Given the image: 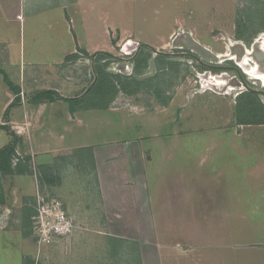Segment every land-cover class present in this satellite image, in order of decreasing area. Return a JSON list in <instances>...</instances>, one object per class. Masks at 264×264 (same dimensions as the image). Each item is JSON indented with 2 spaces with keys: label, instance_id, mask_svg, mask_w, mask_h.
<instances>
[{
  "label": "rangeland",
  "instance_id": "rangeland-1",
  "mask_svg": "<svg viewBox=\"0 0 264 264\" xmlns=\"http://www.w3.org/2000/svg\"><path fill=\"white\" fill-rule=\"evenodd\" d=\"M13 1L10 0L9 7L15 5ZM99 6L104 11L109 10L108 17L114 25L112 31L102 34V22L94 20L93 14L89 21L91 30L85 33L78 29L79 38L83 48L97 44L110 51L108 54L112 57L102 58L97 55L99 52L80 53L58 69V64L53 63L61 59L66 49L76 46L77 41L71 31L68 34L59 24L58 37L51 39L50 51L42 54L50 58V68L25 69L24 77L30 79V94L40 90L44 82L46 88L55 89L57 82L56 85L67 88L65 95L82 98L79 104L87 109L89 105L106 103L114 109L124 107L132 117L140 116L133 118L142 121L141 129L114 131V127L104 121L106 114L90 111L84 113L82 125L74 123L67 130V139L60 142L52 137L51 144L75 146L103 140L111 142L136 134L148 135L150 131H156L154 139L162 138L163 145L175 146L174 141L177 142L180 144L177 149H164L171 158L165 160L161 152L159 168L164 176H177L174 188L182 192L171 198V202L166 196L161 200L171 205L178 225L168 236L173 237L172 240L176 238L181 250L192 254L187 264H264V124L242 123L248 119L264 121V86L247 76L241 65L247 55L250 65L256 63L264 73V55H261L264 0H110L108 5L100 2ZM88 15H85L87 19ZM75 24L78 27L80 22L76 20ZM38 25L39 22L35 29ZM239 28L242 39L237 38ZM32 30L22 35L26 48L41 39L47 43V37L38 40ZM20 37L19 31L8 36L13 44ZM246 40H250L248 44ZM126 46L128 56L120 51L126 50ZM139 49L141 58L137 56ZM112 73L127 77L126 86L133 93L127 95L119 86L114 93L112 82H107L109 77L105 79L103 75ZM9 76L12 78L10 73ZM116 82L113 80V84ZM9 93L0 77L1 118H4L2 105ZM30 94H25V101ZM249 105L253 112L243 113ZM57 108L59 114L56 111L55 117L58 118L62 109ZM48 110L44 109L47 118ZM131 119L126 117V120ZM11 128L21 136L26 133V129L18 125ZM157 142L156 153L160 151ZM50 153L53 156L49 159L40 153L33 156V186L25 180L9 183L7 189L12 194V203L20 204L23 200L34 210L37 197L43 196L59 199L64 207L76 202L82 207L89 204L96 197L92 161L87 158L79 163L75 151L71 153L69 149ZM46 162L49 163L44 164ZM41 164L50 166L46 171L49 181L39 179ZM204 174L212 189L214 185L218 187V191L208 197L217 205L215 209L208 208L209 200L202 203ZM186 182L191 184L188 192ZM18 189H28V197L19 198ZM17 239L13 237L11 243ZM2 245L0 240V250ZM49 246L38 247H46L48 254H54ZM10 251L11 260H0V264H19L18 250Z\"/></svg>",
  "mask_w": 264,
  "mask_h": 264
},
{
  "label": "crops",
  "instance_id": "crops-1",
  "mask_svg": "<svg viewBox=\"0 0 264 264\" xmlns=\"http://www.w3.org/2000/svg\"><path fill=\"white\" fill-rule=\"evenodd\" d=\"M9 2L10 0H0V70L4 71L10 81L20 88V101L15 105V108H9L15 95L4 83L10 93L7 94L8 97L2 105V109H4V114L8 111V117L7 122L0 117V126L7 125L12 130L13 125H18L24 130L26 129L24 136L12 131L20 140L16 149L17 156L18 158L31 157L32 173L0 176V240L3 242L0 250L1 262L11 260L10 250H18L19 264H187L192 258V254L181 250L180 243L176 242V238L172 240L173 237L168 236L178 225L175 223L176 217L170 208L171 205L161 200L163 196H166L170 198L169 202H171V198L182 191L174 188L177 176L170 177V174L164 176L159 168L161 152L162 157L164 156L167 160L171 156L164 149L172 147L177 149L180 144L174 141L175 146L173 144L163 145L162 138L154 139L153 133L156 131H150L148 135L136 134L134 137L117 138L111 142L103 140L75 146L57 143L58 146H55L51 144L52 137L63 142L65 137L68 138L67 130L74 123L82 125L84 113L90 111L106 114L104 119L106 125L114 127L113 130L117 132H119L118 129L123 132L140 130L142 121L134 119L133 117L140 116L132 117L129 110L127 111L124 107L114 109L109 105L108 108L77 109L71 113L68 103L63 99L39 104L31 101L35 94L47 90L55 92L61 98H77L65 95L67 88L61 86L60 82V85H56V80L55 89L46 88L44 82L40 90L30 94L32 86L28 83L30 79H25L24 70H32L35 66H41L42 69L50 68V58L42 56V54L50 51L51 39L58 37L57 27L59 24L65 27L68 34L71 31L77 41L76 46L73 45L70 49H66L62 53L61 59L53 63L58 64V69L62 68L60 65H63L65 61H70L66 60L67 56L80 54L82 50L87 54L111 53L103 49L102 46L93 43H90L91 46L86 45V48H83L85 46H83V41L80 40L78 33V29L85 33L87 30H91L89 21L93 19V14H95L94 20L102 22V34L108 35L109 31H112L114 25L111 18L108 17L109 10L104 11L102 7H97L100 2L108 5L110 0H14L15 5L10 7ZM85 15L90 18L87 19ZM76 20L80 22L78 27L75 24ZM37 22L39 25L35 29ZM31 30L33 35L36 34L38 40L40 37H47V43L44 44L41 39L26 48L22 35H24V31L28 33ZM13 31L15 34L19 31L21 36L16 44H13V40L8 38ZM4 33L7 34L4 35ZM86 44H88L87 41ZM26 49H28V54H26ZM34 54L41 55L33 56ZM6 70H9L13 79ZM113 75L116 76V74ZM0 77L3 81L1 74ZM60 78L58 79L60 80ZM25 94H30L26 101L24 100ZM61 103H64L63 106ZM57 107L62 109L58 118L55 117ZM45 108L49 109L48 118L44 113ZM57 114H59L58 111ZM126 117L132 119L126 120ZM157 140L160 143L157 147L160 150L158 153L154 152ZM171 140L172 138L169 142ZM10 141L11 137L8 133L0 128V148ZM81 148L91 149V161L95 167L96 197L94 196L95 198H92L89 204H83V207L79 202H76L75 205L66 204L65 209L74 223V230L68 240L58 239L50 246L48 245L55 252L48 254L47 248L38 247L39 245L32 237L30 214L23 216V209L30 208L29 204H24L23 200L20 201V204L18 202L13 204L10 199L12 194L7 188H9L10 182L23 180L33 186L32 158L35 153H40L49 159L53 156L50 153L53 150L69 149L72 153ZM37 158L39 157L37 156ZM16 162L17 159H14V165ZM206 176L205 174L204 177L202 176L204 181V188L201 192V196L204 198L202 203L209 200L208 197L212 192L218 191L216 189L218 187L215 185L213 186L215 189L211 188ZM219 177L222 180L221 172ZM162 184L164 187L161 186ZM184 186H189L185 189L187 192L191 188V184L188 182ZM17 191L16 194L19 198L28 197L26 195L30 193L28 189H18ZM195 193L192 191V194L195 195ZM208 203L210 209H215L217 206L213 204L212 199ZM13 237H18L15 243H11Z\"/></svg>",
  "mask_w": 264,
  "mask_h": 264
},
{
  "label": "trees",
  "instance_id": "trees-1",
  "mask_svg": "<svg viewBox=\"0 0 264 264\" xmlns=\"http://www.w3.org/2000/svg\"><path fill=\"white\" fill-rule=\"evenodd\" d=\"M241 26V24L239 23V27ZM239 34L237 35L238 39H242V35L240 34V28L238 29ZM247 44L249 43L250 40H246ZM81 53H84L87 55V53L85 51H81ZM141 49H139L137 56H139L141 58ZM97 55L101 56L102 58H108V57H112L110 54L108 53H97ZM78 57V54H73V55H69L66 57V60H72V59H76ZM0 74L3 76V81L4 83L8 86V88L13 92V94L15 95L14 100L12 101V103L10 104V107L15 106L19 101V94H20V88L16 85H14L10 79L6 76V74L4 73V71L0 70ZM105 79H107V82H112L111 86L113 87V92L115 93L116 91V87L119 86V88L127 95H130L131 93H133L132 91L128 90L127 86H126V81H127V77L122 76V75H111L108 76L107 74H103ZM113 80H116V84H113ZM88 92V91H87ZM247 93V92H245ZM246 95H249L250 97H253V95H250L249 93H247ZM56 99H63L65 102L69 103V110L71 113H73L74 111H76L77 109H87V106H80V100L82 98H61L58 95H56L55 92L53 91H42L39 92L37 94H35L32 98L31 101L35 104H39L42 102H53ZM113 99V98H111ZM110 102V101H109ZM71 104L76 105V106H70ZM95 107H99V108H107L108 107V103H106L104 106H91L89 105V108H95ZM8 108V109H9ZM8 111L5 112L4 114V120L7 122V117H8ZM246 114H251L253 112V107L252 105H249V107L246 106V108L243 110V113ZM246 120V119H245ZM242 123L245 124H251V125H261L264 124V121L261 120H250L248 119L247 121L242 120ZM241 122V121H240ZM1 129H4L8 135L11 137V141L5 145L4 147L0 148V176H7V175H24V174H31V168H30V162H31V157L26 156L24 158H18L17 153H16V149L18 146V143L20 142L19 138L17 137V135L10 129L9 126L7 125H2L0 126ZM75 158H78V162L82 163L84 160H86L87 158L91 160L92 158V154H91V149L89 148H81L75 151ZM14 159H17L16 164L14 165ZM39 173H40V180H43V178L47 181L49 178V174H47V170L50 168L49 165H40L39 166ZM53 183V182H52ZM34 210L30 207L27 209L23 210V216H26L27 214H30L29 216H33L34 215ZM32 223V222H31Z\"/></svg>",
  "mask_w": 264,
  "mask_h": 264
},
{
  "label": "built area",
  "instance_id": "built-area-1",
  "mask_svg": "<svg viewBox=\"0 0 264 264\" xmlns=\"http://www.w3.org/2000/svg\"><path fill=\"white\" fill-rule=\"evenodd\" d=\"M120 51L125 56L129 55L126 52L128 50ZM34 212L31 229L32 237L37 240L38 245L48 246L55 240H65L72 234L74 223L59 199L38 196Z\"/></svg>",
  "mask_w": 264,
  "mask_h": 264
},
{
  "label": "bare ground",
  "instance_id": "bare-ground-1",
  "mask_svg": "<svg viewBox=\"0 0 264 264\" xmlns=\"http://www.w3.org/2000/svg\"><path fill=\"white\" fill-rule=\"evenodd\" d=\"M130 45V44H129ZM126 46V50H127ZM262 50L264 52V41L262 43ZM249 56V55H248ZM250 59L247 57V55L241 60V65L245 67L246 71L245 74L253 80H257L261 83L262 86H264V73L260 71L258 65L256 63L250 65ZM250 65V68H246ZM241 66V67H242Z\"/></svg>",
  "mask_w": 264,
  "mask_h": 264
},
{
  "label": "water",
  "instance_id": "water-1",
  "mask_svg": "<svg viewBox=\"0 0 264 264\" xmlns=\"http://www.w3.org/2000/svg\"><path fill=\"white\" fill-rule=\"evenodd\" d=\"M261 55L263 56L264 55V52H261ZM260 55V58H262V56Z\"/></svg>",
  "mask_w": 264,
  "mask_h": 264
}]
</instances>
